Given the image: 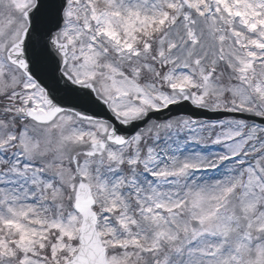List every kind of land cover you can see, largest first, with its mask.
<instances>
[{"label": "snow or ice", "instance_id": "snow-or-ice-1", "mask_svg": "<svg viewBox=\"0 0 264 264\" xmlns=\"http://www.w3.org/2000/svg\"><path fill=\"white\" fill-rule=\"evenodd\" d=\"M0 264H264V0H0Z\"/></svg>", "mask_w": 264, "mask_h": 264}]
</instances>
